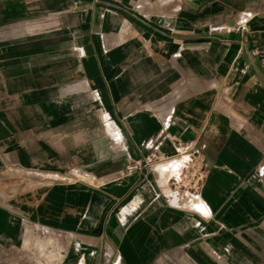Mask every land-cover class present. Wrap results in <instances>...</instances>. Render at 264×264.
Wrapping results in <instances>:
<instances>
[{"label":"crops","instance_id":"0c3cea01","mask_svg":"<svg viewBox=\"0 0 264 264\" xmlns=\"http://www.w3.org/2000/svg\"><path fill=\"white\" fill-rule=\"evenodd\" d=\"M32 227L58 264H221L263 236L264 0H0V246Z\"/></svg>","mask_w":264,"mask_h":264},{"label":"rangeland","instance_id":"374dc122","mask_svg":"<svg viewBox=\"0 0 264 264\" xmlns=\"http://www.w3.org/2000/svg\"><path fill=\"white\" fill-rule=\"evenodd\" d=\"M24 240V245L14 250L0 246V264H58L61 246L53 235L32 227ZM231 244L232 251L222 250L220 256L215 253L221 264H264V235L240 234Z\"/></svg>","mask_w":264,"mask_h":264},{"label":"built area","instance_id":"2783aa9c","mask_svg":"<svg viewBox=\"0 0 264 264\" xmlns=\"http://www.w3.org/2000/svg\"><path fill=\"white\" fill-rule=\"evenodd\" d=\"M178 153H187L186 146L178 143ZM207 171L205 162L198 156H191L180 173L174 177L168 186L167 197L178 202L188 193H196L203 182Z\"/></svg>","mask_w":264,"mask_h":264}]
</instances>
